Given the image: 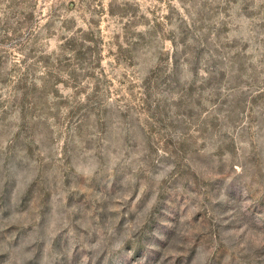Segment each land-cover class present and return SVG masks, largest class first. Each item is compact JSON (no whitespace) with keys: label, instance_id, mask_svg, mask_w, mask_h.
Masks as SVG:
<instances>
[{"label":"rangeland","instance_id":"rangeland-1","mask_svg":"<svg viewBox=\"0 0 264 264\" xmlns=\"http://www.w3.org/2000/svg\"><path fill=\"white\" fill-rule=\"evenodd\" d=\"M0 264H264V0H0Z\"/></svg>","mask_w":264,"mask_h":264}]
</instances>
